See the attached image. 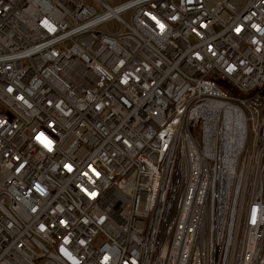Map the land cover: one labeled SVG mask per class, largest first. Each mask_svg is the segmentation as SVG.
<instances>
[{
	"label": "built area",
	"instance_id": "built-area-1",
	"mask_svg": "<svg viewBox=\"0 0 264 264\" xmlns=\"http://www.w3.org/2000/svg\"><path fill=\"white\" fill-rule=\"evenodd\" d=\"M112 1L0 0V264H264V0Z\"/></svg>",
	"mask_w": 264,
	"mask_h": 264
},
{
	"label": "rangeland",
	"instance_id": "rangeland-1",
	"mask_svg": "<svg viewBox=\"0 0 264 264\" xmlns=\"http://www.w3.org/2000/svg\"><path fill=\"white\" fill-rule=\"evenodd\" d=\"M117 3V1H112V0H107V4L109 5V6H114L115 4ZM94 6V5H93Z\"/></svg>",
	"mask_w": 264,
	"mask_h": 264
},
{
	"label": "trees",
	"instance_id": "trees-1",
	"mask_svg": "<svg viewBox=\"0 0 264 264\" xmlns=\"http://www.w3.org/2000/svg\"><path fill=\"white\" fill-rule=\"evenodd\" d=\"M221 87H222V85L221 84H219ZM223 88H224V86H223ZM225 88H226V86H225ZM228 89V91L230 90L229 88H227Z\"/></svg>",
	"mask_w": 264,
	"mask_h": 264
},
{
	"label": "snow or ice",
	"instance_id": "snow-or-ice-1",
	"mask_svg": "<svg viewBox=\"0 0 264 264\" xmlns=\"http://www.w3.org/2000/svg\"><path fill=\"white\" fill-rule=\"evenodd\" d=\"M161 26V28H163L164 26L163 25H160Z\"/></svg>",
	"mask_w": 264,
	"mask_h": 264
}]
</instances>
